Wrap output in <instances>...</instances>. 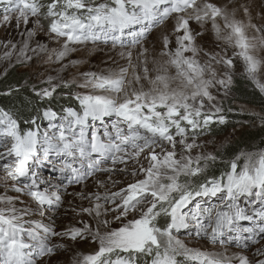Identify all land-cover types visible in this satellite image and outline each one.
Wrapping results in <instances>:
<instances>
[{"label":"snow or ice","instance_id":"snow-or-ice-1","mask_svg":"<svg viewBox=\"0 0 264 264\" xmlns=\"http://www.w3.org/2000/svg\"><path fill=\"white\" fill-rule=\"evenodd\" d=\"M0 3L5 4L0 22L11 23L13 16L17 26L32 21L34 27L27 31L28 40L44 30L42 20L48 22L49 36L63 40L60 49L49 50L38 44L41 52L50 53L49 61L53 56L62 60L72 50L70 45L88 41L111 40L113 45L124 46L123 38L130 36V44L139 45L152 28L170 18L174 20L171 33L162 37L160 56L166 59L150 79L152 88L148 91L132 88L142 78L149 79L148 49L143 48V77L132 64L130 51L129 67L117 73H83L80 87L92 91L75 94L79 111L68 107L58 117L51 108L44 109L42 117L38 115L26 122L33 127L22 131L19 121L0 109V170L5 182L13 181L11 190L28 196L31 205H35L17 208L18 197L0 195V264H50L53 257L69 247L52 243L56 236L68 241L90 237L97 244L92 253H77L71 264H138L142 257L151 258L144 264H178L177 256L194 264H264V258L250 259L245 254L246 249L264 241V150L241 151L228 162V170L217 176L209 175V170L217 161L222 162V157L204 151V144L198 142L199 136L216 122L215 114L221 112L214 105L206 109L205 101L215 99L212 88L219 85L227 89L232 84L235 57L242 60L243 73L264 93V82L258 78L264 71V60L254 54L264 48V30L236 18L238 11L250 16L247 5L236 6L235 0L222 5L213 0ZM193 23L199 29H194ZM208 25L217 41L235 50L231 57L206 51L197 44ZM249 28L260 35L249 37ZM28 40L19 50V57L24 60L32 59L27 55ZM12 54L10 51L5 56ZM201 54L206 57L203 62ZM216 65L223 66L222 74ZM130 69L132 79L128 78ZM172 71L174 74H170ZM47 83L49 87L33 86L41 100L51 98L59 86L52 83L51 77ZM64 86H68L67 82ZM106 117L115 119L102 131L97 129L96 122L103 124ZM41 118L49 121L48 129L43 131L37 123ZM57 119L60 122L54 123ZM216 119L221 124L225 122L223 116ZM141 157L147 166L141 163ZM129 162L136 166L130 174L142 178L118 192L77 193L90 201L88 207L79 208L77 215L97 220L95 228L80 220L81 226L70 225L57 232L52 224L28 218L60 208L66 190L62 187L64 179L69 184H82L98 172L116 171L120 164L125 165L120 170L127 171ZM42 167L50 169L49 176L38 171ZM97 184L105 186L104 181ZM204 197L217 198L219 203L210 207L193 204ZM241 197L250 199L247 207L240 206ZM109 204L113 207L106 206ZM109 213H115L113 219L121 221L120 227L109 228L111 221L101 219ZM130 214H134L132 219H128ZM160 218H166L163 227L159 225ZM241 221H249L253 227H241ZM101 224L106 229L103 232ZM192 224L196 236L225 246V251L229 244L240 251L227 256L224 252L188 248L177 234ZM256 254L264 257V245L256 249Z\"/></svg>","mask_w":264,"mask_h":264},{"label":"rangeland","instance_id":"rangeland-1","mask_svg":"<svg viewBox=\"0 0 264 264\" xmlns=\"http://www.w3.org/2000/svg\"><path fill=\"white\" fill-rule=\"evenodd\" d=\"M103 1V0H102ZM217 4H226L228 0H213ZM236 6L239 4H245L249 7L250 16H245L242 11H238L236 18L243 20L245 24L249 23L257 25L262 30H264V0H235ZM4 10L0 11V21H2V15ZM34 19V18H33ZM44 25V30L39 31L30 40L27 38V31L34 27L32 21L30 20L28 24L21 23L17 26L15 17L11 23L4 24L0 22V82H2L9 74L13 76H20L24 83L20 84V90L24 95H29L37 99L38 97L33 92V86L37 89L49 87L47 83L49 77L52 78V83L59 85L51 98L39 101H47L49 103H54L58 105L68 104L73 105L77 102L75 99V94L77 93H88L91 92L90 88L80 87L84 83L83 73L94 72L97 74H109L117 73L121 68L129 67L127 53L130 51L132 53V64L136 66V71L140 72L143 77V72L141 71L143 64V57L140 56L143 48L148 49L147 60L149 69V79H141L139 85L133 84L132 88L137 91L141 90L148 91L152 88L150 79L154 78L157 74V69L164 63L166 58L160 56V50L162 47V37L166 34L171 33L174 20L171 18L164 22L160 27L151 33L149 38L137 46L130 47H112V46H90L89 43L82 44H72L70 45L71 51L62 59L56 60L53 56L51 61L48 60L49 52H41L38 48L39 45L46 46L47 49H60L63 40L57 41L56 39L49 36L47 33V23L42 20ZM194 29H199V26L195 23L192 24ZM247 35L249 37H257L260 33L249 28L247 30ZM28 40L29 51L27 55L31 56V60H24V58L19 57V50L23 47L25 41ZM197 44L209 52H218L221 55H227L231 57L235 51L233 48L227 46L222 41H217L213 32L211 31L210 25L206 26V30L203 35L197 38ZM13 45H15V50H13ZM31 49H36V51H31ZM226 50V51H225ZM12 52L10 57H6L5 53ZM121 53H124L122 56ZM259 59L264 60V48H258L254 53ZM19 57V58H18ZM201 62H203L206 57L201 54ZM235 68L232 72V84L227 88L220 87L217 85L215 88L211 89L212 95L215 97L212 101H205V108L209 109L212 106L219 107L221 112L216 113L214 120L216 122L211 123L203 134L200 135L198 142L204 144V151L216 152L217 155L223 154L224 151L232 149L234 146L245 144L244 140L257 138L258 134H263V123L261 118L264 117V106L263 105H253L248 102H240L239 92L243 85L246 87H252L257 90L260 95L264 97V93L252 83L250 79L243 73V62L239 57L234 58ZM218 72L222 74V65H216ZM174 74V71L170 72ZM128 78L132 79V70H129ZM258 78L261 82H264V71H262ZM67 82L68 86L65 87L64 84ZM237 82L238 84L237 86ZM175 87V83L172 85ZM14 89L18 87L13 86ZM132 88L126 90L131 91ZM25 104H23L24 106ZM22 106V105H21ZM26 108V107H25ZM214 111V109H213ZM219 116L225 118L224 123H219L216 119ZM228 122V125H227ZM229 127L225 132L219 133L217 135L208 134L212 130L217 131L224 126ZM264 139V138H262ZM261 140V138H260ZM253 146V145H251ZM250 146V147H251ZM247 147V146H246ZM250 152H257L250 151ZM238 155V154H237ZM224 159L217 161L213 166H221L222 168L228 165L230 159ZM141 163L147 166V161L143 157L140 158ZM212 166V167H213ZM125 165H117L116 171L111 173H100L99 175L87 180L86 182L73 186L70 188L64 187L66 190L63 192V204L59 209L45 211L44 216H40L38 213L35 216L28 217L30 219L41 220L44 224H52L57 232H61L67 226L78 224V221L83 220L91 224L94 228L97 226V220L89 217L85 214L77 215L80 207H88L90 201L86 199H81L77 193H93L89 192L87 189L91 187H97V181H104L105 185L111 187V190L105 189L100 190L102 192H118L121 188L125 187L128 183L134 182L137 179L142 178L141 176H133L130 172L136 167L133 163L129 162L127 171H121L124 169ZM211 167V168H212ZM210 168V170H211ZM225 169H227L225 167ZM113 176L117 178L115 181H110L108 177ZM4 172L0 170V195H8L12 197H18L16 201L17 208H23L26 205H31V200L28 196L22 193H16L11 190L10 185L13 183L11 180L5 182ZM43 176H49L47 173ZM120 179V180H118ZM115 182V183H113ZM3 205H0L2 207ZM33 208L35 205H31ZM107 207H113V205H106ZM75 209L76 211H73ZM115 213H109L107 217H102L111 221L109 228H118L121 226V221H116L113 219ZM134 214H130L128 219H132ZM100 230L105 231V227L101 224L99 225ZM184 244L188 248L199 249L201 251L209 253H220L224 252L225 255L231 256L233 253L240 251L239 248L227 247L225 251V246L220 244H211L205 240H192V239H182ZM65 243L68 244V250H61L55 257L52 258L50 264H71V260L77 253L88 254L92 253L97 249V244L92 242L91 238L86 240L68 241L66 239L62 240L61 237L56 236L52 238V243ZM262 244L255 245L250 248V250H245V254L249 256L250 259H260L256 254V249L261 247ZM182 260L181 264H185L184 256H179ZM144 258V257H142ZM45 260L47 258H44ZM37 264H44V261H39ZM235 264V261L233 262Z\"/></svg>","mask_w":264,"mask_h":264},{"label":"trees","instance_id":"trees-1","mask_svg":"<svg viewBox=\"0 0 264 264\" xmlns=\"http://www.w3.org/2000/svg\"><path fill=\"white\" fill-rule=\"evenodd\" d=\"M21 83H24L23 79H21L20 76H13L12 73L9 74V76H7V78H5L2 82H0V109L8 110L9 112L12 111L15 112L14 115L16 119L19 121L22 119L24 120L30 119L34 114L40 112L46 107H52L56 109L60 106L68 105V104L58 105L54 103H49L47 101L41 102L38 100V98L34 99L33 97H29V95H24L22 92L24 90L19 89L21 87L20 86ZM238 84L240 83L237 82V86ZM15 85L16 87H18V89H14L13 86ZM244 87H245L244 85L242 88L240 86L241 91L238 94L240 102H248L253 105L264 106V97L260 95V93L257 90L253 89L252 87H246V88ZM23 104L25 105L23 106ZM228 128L229 127L225 125L223 128L217 131L212 130L208 134L217 135L219 133L225 132ZM263 130H264V123H263ZM262 135L263 134H258L257 138L244 140L245 144L237 145L234 146L232 149L224 151L223 154L220 155L222 157V160L232 158L235 155L239 154L241 151L250 152L257 150L258 152L260 150H264V139H262L264 138V136ZM240 163H243V160H241ZM225 167L227 169H225ZM225 167L222 168L219 165L213 166L211 170H209V175H217V176L220 175L222 171L228 170L229 164L226 165ZM159 225L161 227L165 226V224L161 225L160 223Z\"/></svg>","mask_w":264,"mask_h":264},{"label":"bare ground","instance_id":"bare-ground-1","mask_svg":"<svg viewBox=\"0 0 264 264\" xmlns=\"http://www.w3.org/2000/svg\"><path fill=\"white\" fill-rule=\"evenodd\" d=\"M108 179L112 182V181H115L117 178H115V177H113V176H111L110 175V177H108ZM118 180H120V179H118ZM97 184V183H96ZM105 190V189H109V190H111V187H108V186H104V187H99L98 185H97V187H91V188H89V189H87L89 192H97V191H99V192H101V193H103L102 191H100V190Z\"/></svg>","mask_w":264,"mask_h":264}]
</instances>
